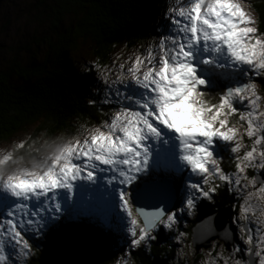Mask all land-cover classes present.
<instances>
[{
	"label": "snow or ice",
	"instance_id": "snow-or-ice-1",
	"mask_svg": "<svg viewBox=\"0 0 264 264\" xmlns=\"http://www.w3.org/2000/svg\"><path fill=\"white\" fill-rule=\"evenodd\" d=\"M164 19L143 51L100 72L106 120L37 155L22 152L25 140L0 151V264H28V237L69 223L125 233L122 264H131L132 250L212 200L221 183L242 200L243 246L226 230L228 255L210 252L206 264H264V32L245 0H173ZM225 151L233 171L222 166Z\"/></svg>",
	"mask_w": 264,
	"mask_h": 264
},
{
	"label": "trees",
	"instance_id": "trees-1",
	"mask_svg": "<svg viewBox=\"0 0 264 264\" xmlns=\"http://www.w3.org/2000/svg\"><path fill=\"white\" fill-rule=\"evenodd\" d=\"M166 1L38 0L37 11H41L37 19L47 20L50 31L44 39L46 56L42 61L21 59L0 66V143L33 124L37 132L33 135L46 134L51 138L58 133L74 135L81 125L94 126L106 120L110 108L99 103L100 72L111 65L121 44L136 48L155 40L165 21L162 10ZM250 1L257 12L258 30L264 32V0ZM86 41L94 44L97 61L81 69L74 54ZM36 45L41 46L38 38ZM258 82L264 93V81ZM221 91L222 88L212 89L209 99L215 102ZM93 100L98 103H90ZM233 123L239 122L234 119ZM22 152L32 154L27 146ZM223 157L222 165L226 168L232 161L231 153L225 152ZM223 191L220 186L213 195L215 204L209 207L205 205L213 199L202 201V209L191 228L207 214L233 205L234 197ZM236 212L235 207L234 215ZM175 236V232L168 234L173 241ZM51 237L43 247L35 244L36 254L28 264H111L126 245L118 234L93 231L89 226L70 228ZM169 238L166 246L154 243L151 250L138 248L134 252L138 264H152L157 257L177 264L176 250L168 243ZM237 239L236 232L235 242Z\"/></svg>",
	"mask_w": 264,
	"mask_h": 264
},
{
	"label": "rangeland",
	"instance_id": "rangeland-1",
	"mask_svg": "<svg viewBox=\"0 0 264 264\" xmlns=\"http://www.w3.org/2000/svg\"><path fill=\"white\" fill-rule=\"evenodd\" d=\"M37 2L38 0H0V66L3 65H9L15 61H19L21 59L23 60H34V61H42L46 56V49L47 46L45 44L44 39H46L50 31L47 25V20L44 19V21L37 19L38 13L41 11H37ZM173 2V0H167L165 3V6L162 10V17H165L166 9L168 6ZM245 6L249 7L251 12L253 13L255 20H256V27L258 28V16L256 10L253 8L252 3L250 0H245ZM39 10V9H38ZM165 24V21H164ZM164 24L160 30L163 29ZM48 28V29H47ZM158 36V35H157ZM155 37V39L157 38ZM37 38L41 40V46L36 45ZM93 43L91 41L83 42L80 49L76 50L74 54L75 63L81 68L85 69V66L87 67L88 64H93L97 61L96 56H94V50H93ZM143 51L142 47H136L132 48L129 45L123 43L120 45V47L116 50V52L113 55V59L111 61V65L116 61L117 57H120L121 60L126 58L129 54L135 53L136 51ZM110 65V66H111ZM259 90L261 95H264L261 86L259 82L257 81ZM100 86L101 82H100ZM233 120H237L236 118H232ZM236 127L241 129V132H243V126L239 122L238 124H235ZM37 133L36 132V124L30 125L27 127V129L19 132L16 134L11 140L0 143V151L10 149L15 143L25 140L27 141L26 146L32 150V155H37L38 151L42 152L45 150L47 145L51 144L53 141L59 142L60 139H68L77 134L70 135L65 133H58V135L54 137H48L46 134H38L33 135ZM34 136V137H33ZM245 143H249L247 140V137L244 138ZM227 152V151H225ZM225 152L223 153V156L225 155ZM232 157V155H231ZM223 166V165H222ZM225 168V166H223ZM227 171H233L234 170V164L233 161L227 163V167L225 168ZM254 175L253 172H249V176ZM216 183H221L219 181H215ZM182 187V185H181ZM221 187L224 190L223 192L227 194V196L234 197L233 200V206L236 207L237 212L234 215V213L231 216L233 225L236 226V218L240 213V205L242 204V200L239 198V194H234L226 185H223L221 183ZM177 192V191H176ZM180 192V191H179ZM177 192V193H179ZM182 196V195H181ZM201 199L198 202L197 209L192 212L191 214H188L187 212L181 213L178 215V222L174 226L173 229H159L157 232H154L153 235L156 237L154 240L149 241L146 245L142 247H146L149 250H151V246L153 244L160 243V246L165 245V242H167L168 234L170 232H175L176 236L179 235V233H184L185 235L180 240H172V237L169 238L168 243L172 244V247H175L176 255H175V262L177 264H206V262L210 259L209 253H213L215 255L216 252L224 251V255H228L227 246L225 245V241L221 239L220 237L213 238L209 245H205L203 243L202 246L197 248L195 246L194 236H193V228H191V225L193 224V220H195L200 213L201 209L200 204L202 203ZM205 202V201H204ZM206 203V202H205ZM215 204V201L213 199L212 202H207V205L205 207H209V205ZM177 208L180 207V204L176 205ZM207 208L203 209L206 210ZM72 225H76L73 227L74 229L79 230L82 226L77 225L75 223H69L64 225L62 228L56 229L54 232L48 233L43 238H40L39 240L32 238L29 236V242L32 244L33 247V255L29 257V260L36 254L35 250V244L38 242L40 246H45L46 239L50 240L52 238L51 236L56 235L57 232H65L67 229L70 230ZM91 227L93 231L99 230L93 225H88ZM70 227V228H69ZM215 232V231H214ZM106 233V232H105ZM218 232H215L217 234ZM107 234V233H106ZM114 235H119L122 237L123 242H126L130 239L125 233L123 232H113ZM163 234V235H160ZM198 236V234L196 233ZM239 232L237 231V241L236 244H241V241L239 239ZM175 236V238H176ZM157 240H160V242H156ZM203 240V239H202ZM172 242V243H171ZM156 244V245H157ZM213 245H218L213 250ZM241 246H243L241 244ZM128 250V244L126 243L124 252L118 255L114 262L111 264H117V261H120L121 264L123 262V258L125 255V252ZM138 250L134 249L132 250V254L130 256V262L131 264H138L139 261L137 257L135 256V253Z\"/></svg>",
	"mask_w": 264,
	"mask_h": 264
},
{
	"label": "water",
	"instance_id": "water-1",
	"mask_svg": "<svg viewBox=\"0 0 264 264\" xmlns=\"http://www.w3.org/2000/svg\"><path fill=\"white\" fill-rule=\"evenodd\" d=\"M153 203L155 202L151 200H145L141 203L140 206L150 209ZM173 203H175V198L173 200ZM233 213H234V206L230 205L223 207L215 212L209 213L204 218L199 219L196 226L193 227L195 246L199 248L200 246L203 245V243H205V241H206L205 245H209L210 241L213 238H217L214 231H218L219 233L222 234L223 237L225 231L228 230L230 233H235V239H236V226L233 225L231 219ZM196 233H198L200 237L197 236ZM201 238L203 240H201ZM225 245L227 246V248L230 249V246L227 243H225ZM152 264H171V263L168 258L157 257L153 259Z\"/></svg>",
	"mask_w": 264,
	"mask_h": 264
},
{
	"label": "bare ground",
	"instance_id": "bare-ground-1",
	"mask_svg": "<svg viewBox=\"0 0 264 264\" xmlns=\"http://www.w3.org/2000/svg\"><path fill=\"white\" fill-rule=\"evenodd\" d=\"M175 194H178V193L176 192ZM215 232H218V231H215ZM197 234H198V233H197ZM198 236L200 237V235H199V234H198ZM216 236H217V237H220V238H222V234H221V233H219V232L216 234ZM201 240H202V238H201Z\"/></svg>",
	"mask_w": 264,
	"mask_h": 264
}]
</instances>
